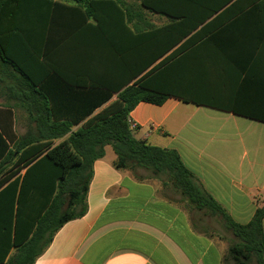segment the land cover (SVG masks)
<instances>
[{
    "label": "trees",
    "instance_id": "16d2710c",
    "mask_svg": "<svg viewBox=\"0 0 264 264\" xmlns=\"http://www.w3.org/2000/svg\"><path fill=\"white\" fill-rule=\"evenodd\" d=\"M149 14L168 23L151 25ZM252 14L264 15V0H0V91L15 94L30 115L15 138L5 117L0 124V264H35L65 224L87 213L93 165L106 146L117 170L139 180L137 171L147 172L230 233L225 264H264V201L248 224L235 222L176 150L137 139L130 121L139 103L172 97L232 106L198 101L183 53L206 38L232 41ZM57 44L71 51L75 77L55 67Z\"/></svg>",
    "mask_w": 264,
    "mask_h": 264
},
{
    "label": "crops",
    "instance_id": "0c3cea01",
    "mask_svg": "<svg viewBox=\"0 0 264 264\" xmlns=\"http://www.w3.org/2000/svg\"><path fill=\"white\" fill-rule=\"evenodd\" d=\"M145 20L154 26L168 23L153 14ZM237 27L232 41L206 38L183 53V68L195 73L198 101L232 106H198L172 97L160 106L139 103L130 121L137 139L176 150L203 188L245 225L264 199V122L257 120L264 118V15L252 14ZM40 37L37 31L38 49ZM54 50L55 67L75 77L71 51L66 54L60 44ZM17 103L15 94L0 91V124L5 117L11 138L29 128L30 115ZM240 110L252 115L235 113ZM116 158L106 146L105 156L93 165L87 213L65 224L35 264H225L227 250L192 223L231 243L230 233L147 172L138 170L139 180L129 170H117Z\"/></svg>",
    "mask_w": 264,
    "mask_h": 264
},
{
    "label": "rangeland",
    "instance_id": "374dc122",
    "mask_svg": "<svg viewBox=\"0 0 264 264\" xmlns=\"http://www.w3.org/2000/svg\"><path fill=\"white\" fill-rule=\"evenodd\" d=\"M264 201V199H263ZM213 235L217 238L216 240L219 241V243L222 245L223 248V252H225L228 248V246L230 245L229 239L228 237L225 236V238L221 237L220 235L217 236L213 233Z\"/></svg>",
    "mask_w": 264,
    "mask_h": 264
},
{
    "label": "built area",
    "instance_id": "2783aa9c",
    "mask_svg": "<svg viewBox=\"0 0 264 264\" xmlns=\"http://www.w3.org/2000/svg\"><path fill=\"white\" fill-rule=\"evenodd\" d=\"M135 127V125H133V128Z\"/></svg>",
    "mask_w": 264,
    "mask_h": 264
}]
</instances>
